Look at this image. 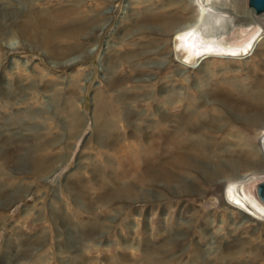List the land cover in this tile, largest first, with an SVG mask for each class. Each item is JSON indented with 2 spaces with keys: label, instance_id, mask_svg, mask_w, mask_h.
<instances>
[{
  "label": "rangeland",
  "instance_id": "374dc122",
  "mask_svg": "<svg viewBox=\"0 0 264 264\" xmlns=\"http://www.w3.org/2000/svg\"><path fill=\"white\" fill-rule=\"evenodd\" d=\"M71 1H79L82 12L100 15L98 20L104 26L97 36L88 41L78 42V46L87 48L86 50L90 53L85 58L72 63L70 67L54 66L47 55L41 51H31L16 45L10 47L7 43L9 36L5 35L7 30L5 28L0 30V124L14 123L9 128L10 131L4 133V138H10L11 133L18 130L20 136L27 140L23 141L24 144L20 146L22 151L17 154L27 161L26 174L18 179L15 178L19 180L15 185L8 177H0V185L9 190L16 187L27 188L23 199L7 210L0 209V217L8 220L6 227L0 229V264L12 252V255L18 254L21 246L30 250V256L25 261L18 260L11 264H36L37 259L42 260L40 264H69L75 261L73 250L83 254L86 260L95 261L97 264H100L99 262L116 264L119 259L129 261L128 264H136L143 260L141 252L134 248L136 244L148 242L154 247H160L168 237L182 235L177 224L184 223L189 218V209L204 208L208 210V213L199 224L192 225L188 244L198 243L206 248L209 235L219 234L222 241L229 244L233 239L246 238L250 245H264V207L255 202L259 206L256 214L247 210L252 220L245 217L235 208L227 205L235 201L226 185L220 192L209 196L208 203L203 207H200L204 202L201 199L189 208L187 202L184 201L187 199L186 196L179 199L174 198V195L167 190V182L163 178H156L151 185H143L150 195V199L146 202L98 201L100 193L97 192H101L99 183L113 187L117 178L129 179V176L124 174V166H121L125 159L116 154L108 144L112 142V138L108 134L98 133L92 122L97 97L102 96L108 102L111 101L114 108L116 106L118 118L121 116L118 120L120 123L117 124L120 129H118L119 145L124 144L122 147H128L136 154L142 147L147 149V143L144 139L140 140L129 135L133 127L140 129L141 126V129H145L150 123L156 124L161 119V115L169 120H177L192 114L195 108L200 109L204 102L206 106L217 103V99L208 97L210 83H219L223 88H227L224 84L229 83L231 86L226 90L233 97V103L242 102L248 105L250 110L261 111L264 103L260 100L256 101L258 93L254 86L257 78L264 77V13L254 18L248 10L247 0H224L232 7V14H226L225 17L235 21L232 28L225 29L222 38L218 41L225 53L221 52L218 55L216 53L215 58L203 62L205 65L195 62V65L191 67L183 65L186 58L183 57L185 51L181 49L186 48L187 44L181 46L174 36L163 40L162 36L154 31L142 30L135 19L138 15L143 17L149 13L147 10L163 7L172 1H186L192 4L194 11L200 12L202 9L206 10L201 2L194 0H38L34 2V7L37 6L35 8L42 9L41 11H48L49 8L50 10L63 8L67 6L66 2ZM0 9L19 11L21 5L4 2L0 3ZM245 16L249 17L252 23L246 24ZM251 25L255 27V30L259 29V36L246 47L247 52H243L244 46L250 43L248 37L254 31ZM158 47L159 51L156 50ZM167 51L171 52L172 57H168ZM203 68L208 71L204 72ZM74 82L80 86L78 101L75 105L79 113L86 117L87 122L79 135L68 141L66 140L67 132L63 131L65 130L63 123L65 106L61 101H64L69 85ZM172 90L174 93L171 92ZM170 94L171 97H169ZM167 100L168 104H166ZM120 107L123 108L120 109ZM129 113L135 116L130 118ZM226 114L232 120V124L237 125L238 130L241 128L239 131L242 134L245 133V136L249 134L252 143L261 145L260 136L253 134V127L246 121H242L229 107ZM231 126L225 127L217 134L218 141H223L224 144L235 143L229 138V135L234 134V132L229 133ZM102 137L104 140L101 139ZM51 138L59 139L61 142L56 143L52 147L53 151H49L48 155L64 153L65 158L60 163L51 165L52 173L46 174L45 177H36L30 171V162L36 156L35 148L45 139ZM132 139L138 140L136 144ZM63 146H68L66 153L60 150ZM262 147L264 148V142ZM146 152V157L158 166L160 158H157V152L159 149L146 150ZM261 155L264 156V149ZM90 157L93 161L89 160ZM91 163L93 165H90ZM79 164L84 169H78ZM0 165H2L1 161ZM81 171L83 173H80ZM261 182H264V172L236 188L245 198L249 196L254 199L252 190ZM207 189L212 191L209 187ZM102 192L104 193V190ZM210 197L216 201V211L208 209L212 206L209 201ZM219 198L224 202L219 201ZM90 205L95 207L90 208ZM93 209V214H90ZM225 213L231 221L223 220ZM94 214L103 221L102 237L98 238L95 243H88L87 248H76L82 232L89 231L92 227H90V222L94 220ZM163 228L168 234H164ZM7 239L11 246L7 244ZM129 243L133 244V247H128ZM172 250L171 253L175 254L176 250ZM243 264L253 263L246 258Z\"/></svg>",
  "mask_w": 264,
  "mask_h": 264
},
{
  "label": "bare ground",
  "instance_id": "6f19581e",
  "mask_svg": "<svg viewBox=\"0 0 264 264\" xmlns=\"http://www.w3.org/2000/svg\"><path fill=\"white\" fill-rule=\"evenodd\" d=\"M37 1L38 0H0V3L13 2L14 4L19 3V5H21V9L19 11H6V9H0V30H3V28L7 30L5 35L7 37L9 36L7 38L8 45L10 47L16 45L20 48H27L31 51H41L47 55L51 64L56 67L59 65L63 68L70 67L75 61L85 58L90 51L86 50L87 48L85 49L78 46V42L88 41L97 36V33L104 26V24L100 23L98 20L100 15L80 11L79 1L66 2L67 6L54 10H50L49 8L48 11L36 9L37 6H35L36 8L34 7V2ZM194 1L198 3L201 2L206 10L202 9L200 12H196L194 11L191 3L186 1H172L170 3L167 2L168 4L163 7L147 10L149 13L145 14L143 17L138 15V18L135 19L138 27L142 30L146 29L154 31L155 33L161 35L163 40H168V38L174 36L176 41L181 43V46L182 44H187L186 48L182 47L181 49V51H185L183 57L186 58L183 65L191 67L195 65V62H200L199 64L205 65L204 63L206 60L215 58L216 53L217 55L221 52L225 53V50L219 46L218 41L222 38L225 29L228 27L232 28L235 23L234 19L225 17L226 14H232V7L230 6V3H227L224 0ZM248 10L254 18L257 15L262 14H255L250 8ZM238 18L241 17L238 16ZM244 21L246 24L252 23V20L247 16H245ZM251 28L254 29L255 27L251 25ZM243 32L246 33V31ZM258 32V28H256V30L254 29L248 37V39H250V43L244 46L243 52H247L246 47L255 41V39L259 36ZM15 40L16 42H13ZM238 40L241 41V39ZM158 49L159 47L156 48V50ZM235 52H237V50H235ZM166 53L169 55V58L172 57L170 55L171 52L167 51ZM206 66H208V63H206ZM203 69L204 72L208 71L206 68ZM180 74L181 73H179V76H181ZM224 85L227 86V88L221 87L219 83H210L208 88L210 90L208 97L217 99V103H212L209 106H206L207 104L204 102L201 105L202 109L195 108L192 114L180 117L177 120H169L161 115V119L158 120L156 124L150 123V125H148L145 129H141V126L139 125L140 129L135 126L131 131L129 130V135L131 137L139 138L140 140L144 139L147 143V149L146 147H142L140 151L136 152V154H134V152L128 147H122L124 144L122 146H120L121 144L119 145L120 133L118 131L119 128L117 124L120 123L118 120L121 116L118 118L119 114L116 113V106L114 108V105L110 103L111 101L108 102L103 99L102 96L97 97L95 110L93 109L94 113L92 112V122L98 133L108 134L109 137L112 138V142L108 144L111 148H113L116 154L125 159L124 164L121 166H124V174L127 175V177L129 176V179L117 178L113 187L105 186L104 183H99L98 186L101 192H97L100 193V197L97 200L100 202L113 201L117 203H119V201L146 202L150 199V195L143 185H151V182H153L156 178H163L167 182V190L174 195V198L179 199L182 196H186L187 199L184 201L187 202V206H189V208L190 206H194V203L197 202L198 199H201L204 200V202L200 207H203L208 203L207 198L209 196H213L214 193L220 192L226 185L233 201H235V203H227V205L235 208V210L252 220V218L248 216L247 210L256 214V210L259 209L257 204L259 203L264 207V202L258 197L256 188L252 190V196L254 199H251L249 196L245 198L244 195L239 193L236 187L244 185L259 173L264 172V156L261 155V151L264 149L262 147L264 142V107L262 106L261 111H253L249 109L248 105L242 102L233 103V97L229 94V91L226 90L229 89L231 85L229 83H225ZM254 87L257 89L256 91L258 93H256V101L260 100V102L264 103V77L257 78ZM79 91L80 86L74 82L69 85L66 93L67 96L63 99L64 101H61L64 102L65 106L63 111L65 113L63 122L65 130L63 131L67 132L66 140L68 141L75 139L87 122L86 117H83L79 113V110L75 105L77 104L76 101H78L77 95ZM165 91L167 92V89H165ZM171 92H173V90ZM57 94L58 93H56V95ZM171 94L169 97H171ZM96 95H98V93ZM61 96L58 98L60 99ZM166 104H168V100ZM228 107L236 116L240 117L242 121H246L248 125L254 128L253 134L255 136H260L259 139L261 145L252 143L249 134L248 136H245L244 132V134H242L239 131L241 128L238 130L237 125L234 124L236 126L235 127L232 124V120L228 118L226 114ZM117 108H119V106H117ZM122 108L120 107V109ZM122 113H124V111ZM132 116L135 115L130 114V118H132ZM137 122L140 123L139 121ZM134 124L137 125L135 122ZM12 125H14V123L6 125L0 124V140H2V143H0V161L2 164L0 165V177H8L15 185L19 181L15 178L18 179L27 172V161L17 155L18 152L22 151L20 146L24 144L23 141L25 140L26 142L27 140L20 136L21 134L18 130L11 133L10 138H4V133L9 132V128ZM229 125H232L229 129V133L234 132L233 135H229V138L235 141V143L224 144L223 141H218L219 137L217 134L222 132V130ZM129 127L131 128L130 124ZM97 132L95 134H97ZM101 139L104 140L103 137ZM123 140L125 141V139ZM59 141V139L54 138L45 139L37 145L34 151L36 156H34L30 162V171L33 175L36 177H45L46 174L52 171V164L63 161V158H65L64 153L59 155L55 154L53 156L48 155V152L53 151L52 147ZM133 141V143H135L138 140L134 139ZM65 142L66 141H64V143ZM128 144H126V146ZM11 145L13 147H11ZM231 145H234V147H231ZM105 149L107 150V148ZM158 149V157H156L160 158V162L159 165L156 166L152 160L148 159L149 157H146V150L154 151ZM60 150L66 153L68 146L60 147ZM100 150H102V148H100ZM133 156H135L134 159ZM89 160L93 161L91 157ZM90 165L93 164L91 163ZM82 168L81 164H79L78 169ZM92 168L94 169V167ZM80 173L83 172L81 171ZM112 173L114 174V172ZM207 187L211 188L212 191L208 190ZM103 190L104 193L102 192ZM26 193V187H16L15 189L9 190L0 185V209H9L12 205L23 199L26 196ZM209 201H211L212 206L208 209L216 211V201L212 198ZM219 201L224 202L221 198H219ZM101 204L105 205V203ZM93 207L95 206L90 205V208ZM93 211L94 209L90 212V214H93ZM188 211L189 218L184 223L177 224L179 226L178 229L183 233L182 235L178 234L177 236L168 237L160 247H154L148 242H142L143 244L138 245L136 244L134 247L136 248L135 250L140 251L143 255V260L137 262L136 264H243V260L246 258L250 259L253 264H264V245H250L246 238L233 239L231 240V244H229L223 242L219 234H210L208 237V246L206 248H203L198 243L188 244L187 241L189 231L192 229V225L199 224L200 221L204 220V216L208 213V210L203 208L200 210L189 209ZM93 216L94 220L90 222V227H92L89 231L82 232L81 239L79 240L76 248H87L88 243H95L98 238L102 237L104 232V228L102 227L103 221L99 217L95 216V214ZM223 217L224 221H231L226 213ZM7 221L8 220L4 217H0V229L6 227ZM181 226H183V228H181ZM10 227H12V225ZM162 231H164V234H168L165 228H163ZM19 233H21L20 230ZM39 239L41 240V238ZM7 244L11 246L8 239ZM131 246L133 247V244L129 243L128 247ZM71 247L73 246L71 245ZM171 250H176L175 254H172ZM12 253H9L10 255L6 256V259L2 264L16 263L18 260L25 261V259L30 256V250L26 247L22 248V246L18 254L12 255ZM72 253L75 255V261L70 262L69 264H97L95 261L86 260L84 255L80 254V252L73 250ZM35 262H37L36 264H40L42 263V260L37 259ZM128 262L129 261L127 260L119 259L116 264H128ZM99 263L101 264V262Z\"/></svg>",
  "mask_w": 264,
  "mask_h": 264
},
{
  "label": "water",
  "instance_id": "95a60500",
  "mask_svg": "<svg viewBox=\"0 0 264 264\" xmlns=\"http://www.w3.org/2000/svg\"><path fill=\"white\" fill-rule=\"evenodd\" d=\"M248 8L252 9L255 14L264 13V0H248ZM258 197L264 202V182L256 186Z\"/></svg>",
  "mask_w": 264,
  "mask_h": 264
}]
</instances>
